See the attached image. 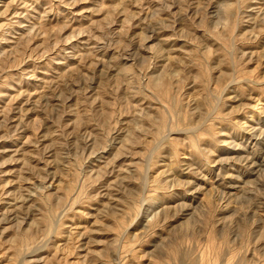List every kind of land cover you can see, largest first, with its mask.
Returning <instances> with one entry per match:
<instances>
[{
    "label": "rangeland",
    "instance_id": "obj_1",
    "mask_svg": "<svg viewBox=\"0 0 264 264\" xmlns=\"http://www.w3.org/2000/svg\"><path fill=\"white\" fill-rule=\"evenodd\" d=\"M0 264H264V0H0Z\"/></svg>",
    "mask_w": 264,
    "mask_h": 264
}]
</instances>
